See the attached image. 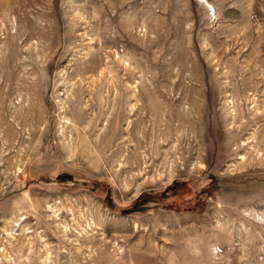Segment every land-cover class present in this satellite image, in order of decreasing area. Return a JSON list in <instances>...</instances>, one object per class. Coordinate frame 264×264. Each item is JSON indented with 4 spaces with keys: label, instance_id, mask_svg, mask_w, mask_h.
<instances>
[{
    "label": "rangeland",
    "instance_id": "374dc122",
    "mask_svg": "<svg viewBox=\"0 0 264 264\" xmlns=\"http://www.w3.org/2000/svg\"><path fill=\"white\" fill-rule=\"evenodd\" d=\"M2 1L0 264H264V0Z\"/></svg>",
    "mask_w": 264,
    "mask_h": 264
},
{
    "label": "bare ground",
    "instance_id": "6f19581e",
    "mask_svg": "<svg viewBox=\"0 0 264 264\" xmlns=\"http://www.w3.org/2000/svg\"><path fill=\"white\" fill-rule=\"evenodd\" d=\"M7 2V1H6ZM5 4V1H0V5L2 6V5H4ZM6 5V4H5ZM11 6V5H10ZM6 32H7V28H6ZM94 67V66H93ZM90 126V125H89ZM89 132H91V128H89Z\"/></svg>",
    "mask_w": 264,
    "mask_h": 264
}]
</instances>
